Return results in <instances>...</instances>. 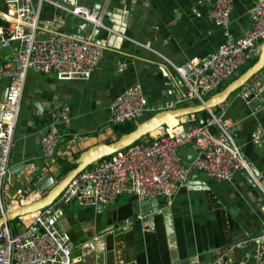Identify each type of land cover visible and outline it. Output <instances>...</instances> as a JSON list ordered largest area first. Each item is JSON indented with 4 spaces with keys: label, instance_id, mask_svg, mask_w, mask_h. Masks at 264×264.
<instances>
[{
    "label": "crops",
    "instance_id": "crops-1",
    "mask_svg": "<svg viewBox=\"0 0 264 264\" xmlns=\"http://www.w3.org/2000/svg\"><path fill=\"white\" fill-rule=\"evenodd\" d=\"M232 1L229 28L238 37L250 25L249 8L261 0ZM79 2L96 8L110 30L65 15L46 1L33 0L39 8L41 33L48 32L47 21L62 15V31L79 38L95 35L105 48L90 77L85 79H60L55 72L27 71L8 166L11 169L19 163L32 162L35 170L27 175L21 169L5 177L4 202L14 197L20 187L37 190L36 181L47 172L58 181L75 166L83 151L116 140L121 130L148 118L144 117L150 113L118 125L108 122L110 103L124 89L140 84L149 103H161L182 90L171 63L203 58L223 41L221 26L208 15L214 0ZM5 11V2L0 0V26L7 25ZM261 41L238 70L257 56ZM12 53V47L0 48V63H10ZM263 72L264 69L252 76L214 110L236 122V140L264 189V90L249 102L238 95ZM6 85L7 78L1 79L0 99ZM64 107L68 108L69 118L57 124L60 137L54 154L45 157L40 139L47 131L52 111ZM258 127L263 131V141L255 144L251 133ZM196 153L193 143L178 149L183 162L191 161ZM263 202V191L243 171L217 181L193 169L169 201L160 199L157 205L153 198L140 200L121 195L109 205L62 203L59 208L53 207V212L57 225L70 239L71 264H196L200 260L254 264L252 245L230 253L229 262L214 261L220 249L231 241L260 233L264 228ZM149 213L153 215L150 220L138 218ZM8 224L12 233L22 227L18 217ZM125 224L129 226L117 228Z\"/></svg>",
    "mask_w": 264,
    "mask_h": 264
},
{
    "label": "built area",
    "instance_id": "built-area-1",
    "mask_svg": "<svg viewBox=\"0 0 264 264\" xmlns=\"http://www.w3.org/2000/svg\"><path fill=\"white\" fill-rule=\"evenodd\" d=\"M42 1V0H39ZM64 12L110 30L102 23L99 11L79 0H43ZM7 25L0 26V48H13L8 64L0 63V80L7 78L5 92L0 99V216L20 205L31 203L42 195L29 187L16 189L8 202L2 198L3 182L9 172L8 159L13 144V129L28 70L41 73L55 72L60 79H85L90 77L105 45L91 36L76 37L60 29L64 16L47 21L48 32L41 33L38 26L39 8L33 0H4ZM232 0H214L208 10L209 18L221 26L223 41L205 57H192L180 64H173L179 75L182 90L161 103H149L142 86L134 84L119 93L109 106L108 122L122 124L144 113L171 109L187 102H203L225 80L254 54L258 43L264 39V0L257 1L248 10L250 25L236 37L229 28ZM39 37V38H37ZM124 63L120 64V69ZM264 90V72L238 93L246 102ZM202 123L187 125L181 121L174 126H163L142 136L134 143L116 150L91 166L80 170L64 187L57 201L80 206H104L114 203L121 195H133L137 199L166 197L175 194L187 181L189 170L197 169L217 181L228 180L236 172L247 173L263 191L259 178L253 173L238 144L237 124L223 113L206 110ZM68 108L51 113L47 131L40 144L42 154L50 158L60 137L58 123L67 120ZM251 141L260 144L263 131L256 128ZM193 143L197 153L189 162H183L178 149ZM23 172L31 175L32 162L25 163ZM264 209V202L262 203ZM152 213L138 215L150 220ZM22 227L12 233L8 222L0 228V264H71L72 245L65 231L56 221L53 204L18 217ZM129 224L118 225L122 229ZM252 245L254 264H264V228L256 235L234 240L220 249L214 262L226 263L229 254L236 249ZM196 264H213L197 261Z\"/></svg>",
    "mask_w": 264,
    "mask_h": 264
},
{
    "label": "water",
    "instance_id": "water-1",
    "mask_svg": "<svg viewBox=\"0 0 264 264\" xmlns=\"http://www.w3.org/2000/svg\"><path fill=\"white\" fill-rule=\"evenodd\" d=\"M91 38L93 41L99 42V40L95 38V35ZM262 69H264V39L258 47L257 59L255 62L224 85L223 88L209 95L205 100H203V102L156 111L148 118L138 122L132 130L121 134L116 140L109 143L97 144L86 149L79 155L75 166L56 182L54 181L51 173L47 172L42 175L36 181L35 187L38 191L44 192V194L39 199L31 203L20 205L15 209L7 211L4 215H1L0 228L3 223L9 222L11 219L32 213L33 211L41 209L45 206L53 204L54 208H59L62 205V202L57 201V197L68 184L70 179H72L80 170L112 154L116 150L134 143L142 136L152 132V130L159 129L163 126H174L179 124L181 121H186L187 125H193L196 122L202 123L203 117L197 116V114L208 109L216 108V106L224 102L231 93L241 88L249 79H251L252 76L257 74ZM195 115L197 116L196 119L191 118ZM23 166V163L15 165V167L9 169L6 177L9 176V173L21 170ZM190 171L191 170H189V172ZM153 199L155 205H157L160 199L167 200L166 197H155Z\"/></svg>",
    "mask_w": 264,
    "mask_h": 264
},
{
    "label": "trees",
    "instance_id": "trees-1",
    "mask_svg": "<svg viewBox=\"0 0 264 264\" xmlns=\"http://www.w3.org/2000/svg\"><path fill=\"white\" fill-rule=\"evenodd\" d=\"M257 59V56H254L251 60H250V62H248L247 63V65H245L244 67H241L240 68V70H237V72L234 74V75H232L231 77H230V80H226V81H224L216 90H215V92L216 91H218V90H220L221 88H223L224 87V85H226L229 81H231L232 79H234L237 75H239L241 72H243L247 67H249L251 64H253V62H255V60ZM195 103H197V102H195ZM151 115V114H150ZM150 115H146L144 118H146V117H149ZM196 116V115H195ZM197 116H201V117H203V119H205V117H206V111H202V112H200L199 114H197ZM196 116V117H197ZM195 117V118H196ZM144 118H142V119H144ZM117 127V126H116ZM134 128V124H132L129 128H127V129H125V130H121L120 132V134H123V133H125V132H128V131H130V130H132Z\"/></svg>",
    "mask_w": 264,
    "mask_h": 264
},
{
    "label": "rangeland",
    "instance_id": "rangeland-1",
    "mask_svg": "<svg viewBox=\"0 0 264 264\" xmlns=\"http://www.w3.org/2000/svg\"><path fill=\"white\" fill-rule=\"evenodd\" d=\"M228 80H230V78L228 79ZM227 80V81H228ZM213 92H211L209 95H211ZM208 95V96H209ZM206 98H207V96H206ZM191 103H195L194 101L192 102V101H187V102H184V103H182V104H191ZM182 104H180V105H182ZM148 115H150V114H148Z\"/></svg>",
    "mask_w": 264,
    "mask_h": 264
},
{
    "label": "bare ground",
    "instance_id": "bare-ground-1",
    "mask_svg": "<svg viewBox=\"0 0 264 264\" xmlns=\"http://www.w3.org/2000/svg\"><path fill=\"white\" fill-rule=\"evenodd\" d=\"M157 129H155V130H152V132H155Z\"/></svg>",
    "mask_w": 264,
    "mask_h": 264
},
{
    "label": "clouds",
    "instance_id": "clouds-1",
    "mask_svg": "<svg viewBox=\"0 0 264 264\" xmlns=\"http://www.w3.org/2000/svg\"><path fill=\"white\" fill-rule=\"evenodd\" d=\"M214 93V92H213ZM208 97V96H207ZM198 103V102H197ZM153 114V113H152ZM196 119V118H195Z\"/></svg>",
    "mask_w": 264,
    "mask_h": 264
}]
</instances>
